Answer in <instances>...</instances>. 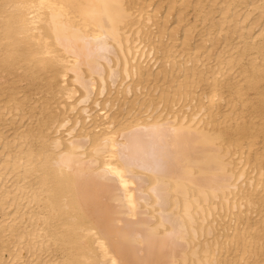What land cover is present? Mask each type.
Instances as JSON below:
<instances>
[{
    "label": "bare ground",
    "instance_id": "1",
    "mask_svg": "<svg viewBox=\"0 0 264 264\" xmlns=\"http://www.w3.org/2000/svg\"><path fill=\"white\" fill-rule=\"evenodd\" d=\"M0 257L264 264V0H0Z\"/></svg>",
    "mask_w": 264,
    "mask_h": 264
},
{
    "label": "rangeland",
    "instance_id": "2",
    "mask_svg": "<svg viewBox=\"0 0 264 264\" xmlns=\"http://www.w3.org/2000/svg\"><path fill=\"white\" fill-rule=\"evenodd\" d=\"M26 90V89H25ZM22 93H24V91L22 92ZM11 130H9V132H10ZM54 220H52V222H53ZM53 251H55V250H51L50 252L52 253ZM50 252H48L47 251V253H50ZM4 254H3V259L5 260V258L8 256L7 254V252L6 251H4L3 252ZM55 253V255H56V253H58L57 254V256L58 257H62V252L60 251V250H58V249H56V251L54 252ZM60 253H61V255H60ZM0 259H1V257H0ZM3 259L2 260H0V264H4V262H3ZM3 262V263H2Z\"/></svg>",
    "mask_w": 264,
    "mask_h": 264
}]
</instances>
